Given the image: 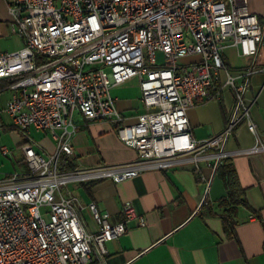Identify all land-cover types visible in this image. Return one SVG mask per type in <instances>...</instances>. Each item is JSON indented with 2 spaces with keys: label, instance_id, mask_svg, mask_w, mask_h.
I'll return each mask as SVG.
<instances>
[{
  "label": "built area",
  "instance_id": "2783aa9c",
  "mask_svg": "<svg viewBox=\"0 0 264 264\" xmlns=\"http://www.w3.org/2000/svg\"><path fill=\"white\" fill-rule=\"evenodd\" d=\"M7 5L12 31L23 44L0 52V93L9 92L1 111L23 135L30 127L49 130L56 148L44 156L26 139L20 145L22 170L0 176V264L103 262L106 242L122 235L130 221L146 223L129 201L114 222L90 201L96 230L86 231L69 183L118 182L186 160L198 168L205 157L215 170L232 154L225 143L240 124L255 135L248 151L264 152L245 101L250 75L264 73V14L260 20L249 0H8ZM226 47L250 64L231 69ZM134 77L143 111L129 122L111 88ZM223 88L234 97L225 127L195 139L187 110L198 99H219ZM75 111L86 121L115 124L118 139L137 157L62 169L61 157L72 154Z\"/></svg>",
  "mask_w": 264,
  "mask_h": 264
},
{
  "label": "crops",
  "instance_id": "0c3cea01",
  "mask_svg": "<svg viewBox=\"0 0 264 264\" xmlns=\"http://www.w3.org/2000/svg\"><path fill=\"white\" fill-rule=\"evenodd\" d=\"M7 1L0 0V52L11 51L6 48L9 39L17 37L18 48L23 44L12 31ZM249 6L253 12L264 14L252 0ZM218 93L219 99H198L187 110L195 139H208L225 127L234 97L228 88ZM4 94L0 93L2 107L8 97ZM111 94L126 121H133L143 111L138 78L112 87ZM245 101L250 104L251 118L264 141V74L250 75ZM73 120L76 129L69 138L72 154L63 157L74 167L116 164L137 157L134 149L118 139L115 124L86 121L79 111L74 112ZM28 131L33 133L30 140L37 152L46 156L55 150L56 141L49 130L30 127ZM254 143L255 135L245 124L238 125L225 143V149L232 152L230 157L249 205L240 206L232 217L234 233L229 237L223 228V209L217 204L225 188L212 168L211 157L200 160L198 168L186 160L118 182L102 178L86 185L69 183L66 188L77 198L80 220L88 232L96 230L87 208L90 201L107 211L113 222L121 220L122 204L129 201L146 221L144 225L130 221L122 235L106 242L104 261L91 264H264V152L248 151ZM21 158L18 162L22 163Z\"/></svg>",
  "mask_w": 264,
  "mask_h": 264
},
{
  "label": "rangeland",
  "instance_id": "374dc122",
  "mask_svg": "<svg viewBox=\"0 0 264 264\" xmlns=\"http://www.w3.org/2000/svg\"><path fill=\"white\" fill-rule=\"evenodd\" d=\"M252 2L256 4L258 9L264 12V0H252ZM7 44H9L6 47L7 50L18 48L16 46V44H18L17 37L9 39L7 41ZM224 56L225 62L230 65L232 69H235L239 66H247L250 64L247 58L238 55L235 50L230 48L224 50ZM156 58L159 63L162 62V53L157 51ZM256 73L258 72L252 73V75ZM4 93V95H6L7 93L9 95V92L7 90L4 91ZM1 107L2 106L0 103V176L3 173H11L13 171L20 172L22 170L23 162H18V159L22 157L20 145L24 140L30 139L33 135V133L31 135L29 131L26 133V135L21 134L15 127L12 126L10 117L1 111ZM2 149H5L8 153L6 155L3 154ZM68 186H70V184H68Z\"/></svg>",
  "mask_w": 264,
  "mask_h": 264
},
{
  "label": "trees",
  "instance_id": "16d2710c",
  "mask_svg": "<svg viewBox=\"0 0 264 264\" xmlns=\"http://www.w3.org/2000/svg\"><path fill=\"white\" fill-rule=\"evenodd\" d=\"M257 15L261 20L262 14L257 13ZM61 158V161L63 163L62 169L71 170L74 168V165L72 164L71 160H68L66 157L63 156ZM215 172L222 179L225 188V194L218 199L217 204L223 209V228L226 236L229 237L234 233L232 217L236 214L240 206L249 207V205L245 197V188L240 184L236 169L230 156L225 157L220 161V163L215 169ZM93 182L94 180L85 182V185Z\"/></svg>",
  "mask_w": 264,
  "mask_h": 264
}]
</instances>
